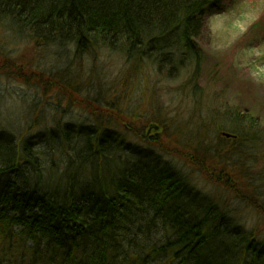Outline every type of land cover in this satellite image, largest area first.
Returning a JSON list of instances; mask_svg holds the SVG:
<instances>
[{
	"label": "trees",
	"instance_id": "obj_1",
	"mask_svg": "<svg viewBox=\"0 0 264 264\" xmlns=\"http://www.w3.org/2000/svg\"><path fill=\"white\" fill-rule=\"evenodd\" d=\"M223 1L0 0L2 28L54 51L47 74L17 79L87 118L43 123L23 142L0 130V264H264V232L227 206H264L254 119L226 111L210 146L126 101L129 73L171 78L193 64L194 83L204 17ZM105 57L121 59L114 80ZM56 153L54 184L40 182L42 156Z\"/></svg>",
	"mask_w": 264,
	"mask_h": 264
},
{
	"label": "rangeland",
	"instance_id": "obj_2",
	"mask_svg": "<svg viewBox=\"0 0 264 264\" xmlns=\"http://www.w3.org/2000/svg\"><path fill=\"white\" fill-rule=\"evenodd\" d=\"M197 44L200 65L197 76L192 79L194 83L188 82L193 64L171 78L142 71L135 80V75L129 73L125 84H132V87L127 89L126 101L139 109L135 113L149 107L151 110L147 112H164L176 123L187 127L186 140H191L197 130L205 132L206 138L208 136L212 141L210 146L215 142L212 125L224 120L222 118L227 112L236 111L250 116L261 131L257 160L251 172L264 184V0H224L219 10L206 13ZM50 53L38 49L27 36L14 35L0 26V130L8 131L16 140H28L43 123L53 127L56 120L68 121L75 126L87 122L82 110L66 103L58 104L54 93L43 95L40 89L36 91L30 86L34 81L25 84L17 79L18 75L47 74L46 70L52 66ZM107 59L103 61L104 74L114 80L116 69L122 62L116 57ZM83 67L88 69L89 66L83 64ZM140 123H137L138 128ZM32 127L35 129L31 132L29 129ZM224 135L228 136L227 139L231 137L227 133ZM172 149L179 154L174 147ZM187 153L181 151L182 155ZM59 156L60 153L52 159L42 156L40 182L54 184L60 169ZM167 159L176 167H185V163L174 156ZM201 181L196 189L211 192ZM227 206L247 229L258 228L264 232V206L245 210L231 198Z\"/></svg>",
	"mask_w": 264,
	"mask_h": 264
},
{
	"label": "water",
	"instance_id": "obj_3",
	"mask_svg": "<svg viewBox=\"0 0 264 264\" xmlns=\"http://www.w3.org/2000/svg\"><path fill=\"white\" fill-rule=\"evenodd\" d=\"M151 128H154V129H156V127H151ZM223 137H226V138H227L228 136L223 134Z\"/></svg>",
	"mask_w": 264,
	"mask_h": 264
}]
</instances>
